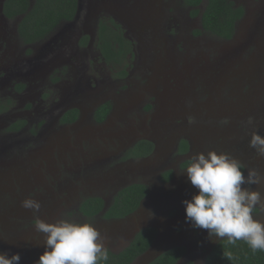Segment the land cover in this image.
<instances>
[{"label": "rangeland", "instance_id": "1", "mask_svg": "<svg viewBox=\"0 0 264 264\" xmlns=\"http://www.w3.org/2000/svg\"><path fill=\"white\" fill-rule=\"evenodd\" d=\"M231 1L244 17L230 41L203 32L182 0H79L72 22L26 46L19 18L4 17L0 0V252L33 264L44 251L39 217L87 220L114 252L153 227L158 240L133 264L178 245L187 250L179 264L205 263L219 238L185 222L181 201L197 191L181 172L189 158L225 152L264 176V155L249 145L253 134L264 137V0ZM109 19L130 43L121 65L97 47L101 24L114 29ZM106 102L111 112L97 124L94 112ZM73 108L76 122L62 124ZM20 121L24 127L8 130ZM140 140L153 143L151 156L123 160ZM135 183L150 195L132 216L106 221L80 213L86 198L107 207ZM252 187L264 194V183ZM26 198L40 202L38 213L21 206Z\"/></svg>", "mask_w": 264, "mask_h": 264}, {"label": "trees", "instance_id": "2", "mask_svg": "<svg viewBox=\"0 0 264 264\" xmlns=\"http://www.w3.org/2000/svg\"><path fill=\"white\" fill-rule=\"evenodd\" d=\"M189 9L191 17H200L201 29L219 39L230 41L234 38L237 24L244 17V9L236 6L231 0H182ZM79 0H6L3 4V15L7 19L19 18L18 35L26 45H33L47 38L61 23L75 19ZM203 7V10L201 9ZM109 22L114 29L101 24L97 47L101 56L110 63L122 64L128 53H131L130 43L123 36L119 24L112 19ZM198 35L200 31L196 32ZM127 74L123 70L121 76ZM111 112V104L106 102L99 105L94 112V121L102 124ZM76 108L68 110L61 118L62 124H73L78 118ZM23 121L9 127V131H18L24 127ZM189 146L182 140L179 145L181 154L187 153ZM154 151L150 141L140 140L129 148L123 160L145 159ZM171 172L164 174L168 181ZM149 194L145 184L135 183L118 190L111 203L105 207L100 197H88L80 204V213L93 219L100 216L104 220H123L134 214ZM157 235L154 228L139 231L130 243L118 253L109 252L106 264H132L137 258L149 250ZM232 259H228V254ZM184 247H173L147 264H177L184 256ZM191 264V263H188ZM204 264H264V251H253L243 241L230 245L227 239H219L207 253Z\"/></svg>", "mask_w": 264, "mask_h": 264}, {"label": "clouds", "instance_id": "3", "mask_svg": "<svg viewBox=\"0 0 264 264\" xmlns=\"http://www.w3.org/2000/svg\"><path fill=\"white\" fill-rule=\"evenodd\" d=\"M249 145L264 155V137L253 134ZM181 172L197 190L181 201L186 223L209 236L226 238L230 245L243 241L253 253L264 251V221L259 219L264 214V194L252 187L264 183V176L216 150L192 155ZM21 206L33 213L41 208L34 198L24 199ZM34 227L44 236V251L33 264H106L109 260L105 238L87 220L48 222L37 217ZM227 258L232 259L230 253ZM20 259L19 253L0 252V264H19Z\"/></svg>", "mask_w": 264, "mask_h": 264}, {"label": "flooded vegetation", "instance_id": "4", "mask_svg": "<svg viewBox=\"0 0 264 264\" xmlns=\"http://www.w3.org/2000/svg\"><path fill=\"white\" fill-rule=\"evenodd\" d=\"M5 1H6V0H4V2H5ZM4 2H3V4H4ZM201 8H202V7H201ZM2 11H3V7H2ZM4 17H5V16H4ZM71 22H72V21H71ZM68 23H69V22H68ZM85 39H87V38H85ZM35 44H36V43H35ZM33 45H34V44H33ZM29 46H32V45H29ZM70 125H71V124H70ZM14 132H16V131H14ZM119 190H120V189H119ZM149 195H150V192H149L148 196L144 199V201L149 197ZM144 201H143V202H144ZM143 202H142V203H143ZM141 205H142V204H141ZM138 210H139V209H138ZM138 210H137V211H138ZM137 211H136V212H137ZM136 212H135V213H136ZM135 213H134V214H135ZM132 215H133V214H132ZM132 215H130V216H132ZM130 216H129V217H130ZM127 218H128V217H127ZM125 219H126V218H125ZM123 220H124V219H123ZM106 221H107V220H106ZM109 221H120V220H109ZM147 228H153V227H147ZM147 228H145V229H147ZM154 229H155V228H154ZM141 230H143V229H141ZM141 230H139V231H141ZM155 230H156V229H155ZM139 231H138V232H139ZM156 231H157V230H156ZM138 232H137V233H138ZM135 235H136V233L134 234V236H135ZM134 236H133V237H134ZM133 237H132V239H133ZM132 239H131V240H132ZM157 240H158V231H157V235H156V238H155L153 244L151 245V247L149 248V250H148L147 252H145L142 256H144L145 254H147V253L150 251V249L154 246V244H155V242H156ZM174 247H184V246L178 245V246H174ZM171 248H173V247H171ZM171 248L166 249L164 252H166L167 250H169V249H171ZM184 248H185V247H184ZM110 251L113 252V253H118V252H120V251L114 252V251H112V250H110ZM186 251H187V250H186V248H185V254H184V256L186 255ZM164 252H162V253H164ZM162 253H161V254H162ZM161 254H160V255H161ZM142 256H140V257H142ZM158 256H159V255H158ZM184 256H183V257L177 262V264H179V262H181V260L184 258ZM140 257H139V258H140ZM156 257H157V256H156ZM156 257H155V258H156ZM139 258H137V259H139ZM155 258H154V259H155ZM137 259H136V260H137ZM154 259H152V260H154ZM136 260H135V261H136ZM135 261H134V262H135ZM134 262H133V263H134ZM133 263H132V264H133Z\"/></svg>", "mask_w": 264, "mask_h": 264}]
</instances>
